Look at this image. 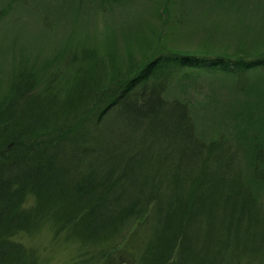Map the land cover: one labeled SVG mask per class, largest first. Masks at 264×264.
<instances>
[{
    "label": "trees",
    "instance_id": "16d2710c",
    "mask_svg": "<svg viewBox=\"0 0 264 264\" xmlns=\"http://www.w3.org/2000/svg\"><path fill=\"white\" fill-rule=\"evenodd\" d=\"M143 48L125 70L82 48L16 73L0 105V264H36L12 237L53 219L92 264H264V117L246 112L263 95L241 83L230 134L205 141L157 90L173 66L240 77L264 52Z\"/></svg>",
    "mask_w": 264,
    "mask_h": 264
},
{
    "label": "rangeland",
    "instance_id": "374dc122",
    "mask_svg": "<svg viewBox=\"0 0 264 264\" xmlns=\"http://www.w3.org/2000/svg\"><path fill=\"white\" fill-rule=\"evenodd\" d=\"M146 44L161 52L262 53L264 0H0V105L18 71L42 64V72L66 49L97 48L125 70L131 53L136 64L150 56ZM248 71L239 77L214 66H173L157 90L167 102L185 104L195 133L209 141L230 134L244 100L241 83L254 92L252 102L263 95L262 105L246 112L264 117V67ZM75 237L53 219L12 238L36 264H92Z\"/></svg>",
    "mask_w": 264,
    "mask_h": 264
}]
</instances>
